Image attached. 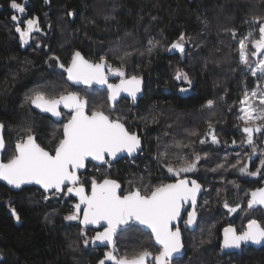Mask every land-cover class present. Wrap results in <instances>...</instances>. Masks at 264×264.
<instances>
[{"label": "trees", "instance_id": "obj_1", "mask_svg": "<svg viewBox=\"0 0 264 264\" xmlns=\"http://www.w3.org/2000/svg\"><path fill=\"white\" fill-rule=\"evenodd\" d=\"M17 2L22 4L21 0ZM31 5V18L38 20L42 32H35L27 44H22L12 22L14 13L10 0H0V122L5 125L7 149L2 155L5 161L12 154L16 142L14 132L21 123L20 118H23L21 105L27 92H33L47 82L50 85H47L45 92L51 96L79 89L85 92L86 97H82L88 100V106L89 92H107L105 88L71 87L66 82L65 71L59 64L67 67L76 51L93 62H98L104 56L113 68L124 61L127 76L135 75L143 80L145 88L142 99L135 102L124 98L111 107L106 98L105 104L109 110L124 105L127 110L146 115L147 107L150 106L171 109L179 118L173 121L174 125L169 126L167 131L180 135L190 130L188 126L196 125L197 129H193V132L197 135H193L191 140L195 147L213 146L205 135L209 122L221 143H227L239 135L237 108L244 92H250L255 82L240 70L237 46L246 36L248 19L264 16V0H50L46 3L34 0ZM101 11L110 13L105 16ZM48 22L50 30L46 29ZM230 30L236 31L235 39ZM182 33L186 38L184 53L170 51L172 43L178 41ZM150 40L159 43L157 52L151 48ZM114 47L118 49H112ZM127 53L130 57L126 56ZM253 59L257 61L258 58ZM178 70L188 74L191 86L188 83L185 86L183 81L175 79ZM181 88L187 91L181 92ZM218 96L220 99H217ZM210 100L213 101L211 107L208 106ZM28 109L34 119L39 118L42 122L34 126L35 131L32 133L37 143L45 148L53 147L60 136L50 138L45 122L63 125L67 113L61 111L65 115L61 116L59 122H53L34 112L30 102ZM126 126L141 138L142 155L134 165L128 159H122L114 165L102 167L108 168L106 176L117 180L122 189L124 182L129 180L128 175L140 169L143 161L148 165L154 162L153 153L159 143L154 141V137L161 135L164 128L162 125L143 123ZM203 138L208 140L207 145H200V139ZM211 147H207V150ZM143 153H147V156ZM91 166L88 164L85 174L81 176V180L86 176L82 181H88L85 183L87 194L91 188L87 176ZM197 172L188 177L200 182L205 190L203 182L209 181L210 176ZM158 174L161 178L169 179L163 167H159ZM232 174H236L237 179L241 177L238 173ZM160 177L153 181L157 183ZM252 179L238 182L239 188L250 184L249 194L264 183V176L258 180ZM225 183L221 188L228 185L226 190L214 196L209 204L215 208L211 214H215L213 219L216 224L221 221L219 217L224 202L234 206L241 199L238 192H231L235 183L229 180ZM248 194L240 201L243 209ZM203 197L204 192L198 203L199 210ZM77 202V197L66 193L45 195L33 187L11 192L0 184V264H98L107 250H93L90 244L86 246L83 241L80 242V237H75L83 236L79 221L68 222L65 219L71 213L72 205ZM13 209L19 220L13 216ZM250 211L260 213L256 220L264 226V211L261 208ZM201 216L203 220L204 215ZM234 225L241 231L238 225ZM215 226V246L204 248L205 243H214L206 241L203 250H198V253H205V264H264V247L249 248L240 255L219 257V233L223 223ZM134 231L133 235L140 237L139 232ZM83 232L84 237L88 235L91 238L92 230L83 229ZM121 232L116 237L117 247L121 245L117 242ZM199 237L205 239L202 235ZM185 239L184 236L185 253L172 262L181 261L190 253ZM73 243L78 244V255L73 252ZM133 243L138 246L137 250L147 247L138 241ZM70 244L72 247H69ZM149 248L153 252L158 249L152 238Z\"/></svg>", "mask_w": 264, "mask_h": 264}, {"label": "snow or ice", "instance_id": "obj_2", "mask_svg": "<svg viewBox=\"0 0 264 264\" xmlns=\"http://www.w3.org/2000/svg\"><path fill=\"white\" fill-rule=\"evenodd\" d=\"M10 7L20 14L25 12V6L17 0H10ZM72 15V13H69ZM16 22L15 31L19 33L22 44H27L33 32H39L40 27L36 18L23 21L24 27L20 26V18L12 16ZM254 27L247 36L239 41V63L249 70L250 75L257 77V84L250 92L245 91L240 101L239 115L244 138L242 144L251 148V153L246 158L251 160L257 153L254 134H264V16L255 17L252 21ZM233 39L236 38L235 30H230ZM185 35L182 33L179 40L172 43L171 50L184 53ZM151 44L152 41L150 40ZM252 58H258L255 67H251ZM58 59V58H56ZM59 67L67 73V79L74 84H83L87 87L92 85L106 86L108 101L113 105L119 95L127 93L133 100L141 91V79L138 76L125 78V72L121 68H113L104 56L98 62L85 59L76 51L72 55L67 67L59 64ZM109 74L120 77L118 84L109 83ZM176 80H184L191 86L192 81L188 74L178 70ZM181 92L187 91L185 88ZM28 101L42 112L50 113L53 117H61L67 110V122L62 125V136L55 141L54 146L45 148L37 143V138L27 129V134L20 136L13 147L12 154L5 161L0 159V180L5 181L14 188H20L25 184L40 185L46 192L66 193L78 198V202L72 205L71 213L66 220H78L85 228L88 225H104L103 231H98L94 237L84 240L87 246L104 244L110 250L104 253V258L98 264H172L173 257L180 254L184 245L181 238L179 222L183 219L182 213L187 211L186 226H191L197 220V194L202 185L187 176L181 177L182 173H190L197 170V165L202 157L199 153L192 160L181 158V166H167V171L176 177L173 183H159L142 191L140 187H131L128 191L122 189L121 184L108 177L102 180L91 178L90 195L86 193L85 183L82 181L80 172L86 169L91 161L110 165L119 154L127 153L132 156L141 149V139L137 133L132 132L126 126L121 117H113L111 112L104 110V105H97L89 110L88 100L80 96L78 92H63L51 96L43 90H36L30 95ZM213 101H208L211 107ZM5 125L0 122V131ZM191 135H197L194 131ZM206 137H211L213 144H219L220 140L215 134L211 122L208 124ZM200 140V143H205ZM235 139L232 144H236ZM7 145L4 136L0 134V153L5 152ZM208 154L204 153V158ZM227 160V157H225ZM240 173L251 176L264 174V151L260 153V164L255 171H249L248 165L240 159L230 167L237 168ZM224 168V164L217 165ZM217 169H212L216 171ZM99 171V169H97ZM247 201L248 208L252 209L259 205L264 207V187L257 188L250 193ZM224 207L229 213L237 211L239 205L232 207L225 202ZM13 216L19 220L15 209ZM82 216V218H81ZM138 224L150 230L155 245L159 248L153 252L148 247L125 252L118 255L116 246L117 234L126 227ZM83 229L81 235H84ZM264 242V226L257 220L251 219L238 231L233 225L223 228L222 250L235 248L240 249L248 243L259 245Z\"/></svg>", "mask_w": 264, "mask_h": 264}, {"label": "rangeland", "instance_id": "obj_3", "mask_svg": "<svg viewBox=\"0 0 264 264\" xmlns=\"http://www.w3.org/2000/svg\"><path fill=\"white\" fill-rule=\"evenodd\" d=\"M109 13L110 12L107 11L106 13L104 12L103 14L105 16H108ZM253 19L254 18L248 19V21L246 22V23H249L247 31H246V36H247L248 32L254 27V25L252 24ZM46 29H48V30L51 29L50 23L47 25ZM158 47H159V43H157V42H154L151 44V48H153L155 50V52L158 51ZM238 47H239V43H238L237 49H238ZM112 49H118V48L114 47ZM126 56L130 57V55L128 53L126 54ZM252 60H253V63L251 65V67L257 66L256 61L253 58H252ZM238 64L240 65V70L242 72H246L254 80L255 86H256L257 77L251 76L249 70L246 69L243 65H241L239 63V57H238ZM124 67H125V62L120 61V64L116 68H121L125 72V78L131 77V76H127L126 73H128V71ZM109 76H110V78L112 77L111 79H113L114 82H120V77L113 76L111 74ZM177 81H179V82L183 81L184 85L187 86L186 81H184V80H177ZM47 85H50V84L48 82L44 83L42 87H39L38 89L33 90V92L36 90L45 91L46 89H48ZM185 86H179V87H185ZM33 92L29 91L25 94V99L23 100V103L21 105V110H22L21 113L23 115V118H20L21 123L18 125L16 131L14 132L15 133L14 136L17 137V138H15V141L20 136L26 135L27 129H31V134H32L35 131L34 126L36 124L42 123L39 118L34 119L33 115L29 112V109H28L29 101L27 98L30 95H32ZM71 92H78L79 94H81V97H82V95L85 96V92H83L82 90H79V89H77L76 91L71 90ZM89 96H90V99H89V109L90 110L92 108L96 107L97 105H104V110L106 112H111V115L113 117H117V116L121 117L122 120L124 122H126V124H128V125L130 124L132 126H137V125H140L141 123H143V124H147V125H151V126H155V124L160 125V126L161 125L164 126V128H162L163 132L161 131L162 132L161 135H156L154 137V141L159 142L158 145H156L155 153H153V158L155 159L154 162H152V163L148 162L149 163V165H148L147 163H145V161L142 162V160L139 159V161L142 162V164H140V167H139L140 169H137L136 172H132V173H130V175H128L129 180L127 179L126 182H124L123 190L125 192L130 189V186L131 187H140L142 189V191H146L150 187H153V186H155L159 183H162V182L163 183L175 182L176 177L167 171V166L170 164L173 167H180L181 166V158H185L187 160H192L196 153H199L201 155L202 159L199 162V164L197 165L196 171L181 174V177H184V176L188 177V176H190L193 173H196L198 171L197 173L202 172L207 177L210 176L209 181H207V182L202 181L205 185L204 197L202 199L203 203L201 206V210H199V208H198V211H197L198 214L201 211V214H199L200 221H199V224L197 225V228L195 230L196 232H194V231L188 232L187 230L185 231L184 229H182L184 231L183 232L181 230L183 237L185 236V238H186L185 244H186V247L189 249L190 253L187 254L186 257L184 259H182L181 261H175V262H172V264H205V261L203 260V256L205 257V253H201V252L198 253V250H203V246H204V243L206 241H209V243L213 241L214 243L209 244V245L207 243H205L206 245L204 246V248L206 247V249H207V246H212V245L215 246V244H216V241H215V238H216L215 228H216V226L215 225L223 222L226 215H228V209L224 207V204H225V202H224L222 208L227 210V212H225L222 209L223 210V212H221L222 215L219 217V219L221 221H220V223L216 224V222H214V219H213L215 214H213V215L211 214L215 208L213 205L209 206V204H211V200L214 199V196H218L221 194L222 191L226 190L228 185L225 188H221V187L225 186L227 184L225 182H228V180L233 181L235 183L232 187V188H234V190L231 192H238L240 194L241 199L237 200V202H240L243 200V197L245 198L246 194H248V189L250 188V184H249V186H247L243 189H240L238 182H240L241 180H247L249 178H253L252 180H258L259 178L264 176V174H262V175H257V176L251 177V175H248L247 173L242 174L238 170L241 165H238L237 168L230 167L231 164L236 163L237 159H240L242 164L246 163L248 165L250 172L255 171L256 168L260 164V153L262 151H264V134H261V133L254 134V137H255L254 141L256 140L255 141V147L257 148V153L255 156L252 157L251 160H248L246 158V154L251 153V151H248V148H250V147L247 144L241 143V141L244 138V135L241 136L242 131L240 130V128L238 126H237V128L239 130V133H238L239 135L234 136L227 143H221L220 142L219 144H213L211 142L210 136H207L209 141L205 138L200 139V140H205V141L207 140L209 143H212V145H213L212 147H211V145H207L208 144L207 141L205 143H203V145H207V147H211V149L208 148V150H207V147H202V146L195 147L191 142V140L193 138V135H191V133L193 132V129H197L195 127L196 125L188 126L187 129H190V130H185V133L180 134V135H177L176 133L171 134L170 131H167L169 126L174 125V124H172L173 121L177 120L179 118V115L174 114L176 112L172 111L171 109H166V108L155 109L154 106H150V107H147L149 109H148L146 115H144V114L139 115V114L134 113L130 110H127L124 105H118L115 107V109L113 111H111V110H109V108L105 104V102H106L105 99L107 98V92L92 91V92H89ZM217 99H220V96H218ZM242 99H243V97L241 98V100ZM222 100H224V97H222ZM240 107H241V105L239 103L238 108H237L238 109L237 116L239 115ZM170 116H173V118ZM237 116H236V120H237V122H239L237 119ZM66 122H67V119H66ZM136 123H138V124H136ZM45 124L48 125L50 138L56 137L58 135L60 137L62 136V124H53L51 122H49V123L45 122ZM132 130H135V129L132 128ZM233 139H235L237 141L236 144H232ZM200 145H201V143H200ZM50 148H51V146H50ZM204 153L208 154L207 158H204ZM143 155L147 156V153H143ZM225 157H227V160H225ZM219 164H224V168H217V165H219ZM159 167L164 168V172L167 173V175L169 176V179L168 178L164 179V178L160 177L161 175L158 174L159 173ZM97 169H99V171H97ZM212 169H217V170L212 171ZM107 170H108V168L91 166L87 176H89V180H91V178H93V177H95L97 180H102L104 177H107L106 176V175H108L106 173ZM155 170H157V171L155 172ZM232 173H238L239 175H241V177H238L239 179H237L235 177L236 174H232ZM229 174H232V177H229ZM85 177L86 176H83L82 180H84ZM158 177H160L161 179H159V181L157 183H155L153 181V179L158 178ZM249 181H251V180H249ZM205 193H206V195H205ZM221 213H219V214H221ZM202 214L204 215L203 220H202V216H201ZM258 214H260V213L247 211L246 209L241 210L240 212H237V214L235 216L232 217V223L238 225L240 230L242 231L244 226L246 225V223H248L249 220H251V219L256 220V218H258V216H257ZM67 221L68 222H75V221H70V220H67ZM134 230L139 232L140 237L136 238L135 235H133L135 232ZM199 235H202V237L204 236L205 239H200ZM75 237L76 238L80 237L79 238L80 242L81 241L84 242L85 237L87 239H89L88 235H85V237H84V235L83 236L75 235ZM134 241H138L142 245H146L149 248V246L151 244V237L148 233L142 231L141 229L135 228L134 225H130V226L126 227L124 230H122L121 234H119V237L117 238V242H119L121 244V245H119V247H117L118 255H123L125 252L131 253L132 251L137 250L138 246H135V244L133 243ZM73 246H75V250L73 249V252L78 255V251H77L78 250V244L73 243ZM69 247H72V245L70 244Z\"/></svg>", "mask_w": 264, "mask_h": 264}, {"label": "water", "instance_id": "obj_4", "mask_svg": "<svg viewBox=\"0 0 264 264\" xmlns=\"http://www.w3.org/2000/svg\"><path fill=\"white\" fill-rule=\"evenodd\" d=\"M44 2H49L50 0H42ZM65 80L66 82L71 86V87H87L83 84H74L73 82L69 81L67 79V73L65 72ZM142 83H141V91L139 93H137V96H136V99L133 100L127 93H124L122 92L119 97L117 98L116 102L113 104V105H110L111 107H113L117 102H119L122 98H125V99H129V100H132V101H139L140 99H142L143 97V93H144V88H145V84L143 82V80L141 79ZM119 82L115 83V84H118ZM97 88V89H102L106 86H100V85H92V87L90 88ZM107 88V87H106ZM110 104V102H109ZM32 109L34 110V112H36L37 114H39L40 116H43V117H46V118H49L51 121L53 122H59L60 118H57V117H53L50 113H45V112H42L40 109H37L35 108L33 105H31ZM61 111H64L67 113V110L66 109H63L61 108ZM4 133H5V128L0 131V134H2L4 136ZM141 139V138H140ZM141 149H142V140H141ZM141 149L139 151H137L136 153H134L132 156H129L127 153H121L118 155V157L115 159V160H112L111 161V164L110 165H114L116 164L118 161L122 160V159H131V158H134L136 156H138L141 152ZM2 155H3V152L0 153V159H2ZM88 164H92L93 166L95 167H105L107 165L105 164H101V163H98V162H95V161H91L89 162ZM87 169V168H86ZM86 169H82L81 172H80V176H82L83 174H85L86 172ZM189 179H193L191 177H187ZM198 182V181H197ZM170 183H173V182H170ZM199 184H201L200 182H198ZM0 184H2L3 186H5L8 190H10L11 192H19L20 190L24 189V188H36L38 190H40L43 194L45 195H51V194H54L55 192L54 191H45L40 185H37V184H25V185H22L20 188H14L13 186L11 185H8L5 181L3 180H0ZM202 185V184H201ZM261 187H264V184L261 186ZM260 187V188H261ZM90 191H91V188L89 190V195H90ZM203 191H204V187L202 186V189L201 191L197 194V207H198V201H199V198L201 197V195L203 194ZM254 191V190H253ZM252 192V191H251ZM250 192V193H251ZM250 193H249V196H248V200L251 198L250 197ZM56 194H62V193H56ZM248 206V204H247ZM257 208H261L263 211H264V207L262 206H259V205H256L254 206L252 209L250 210H256ZM191 211V208L190 210ZM196 211H197V208H196ZM184 213H182L183 217H184ZM82 218V216H81ZM186 219H187V216H186ZM183 220V219H182ZM182 220L179 222V224L182 222ZM197 223H198V215H197V220H196V223L191 225V226H186L185 224H183V227L185 230L189 231V232H192L196 229L197 227ZM80 224V222H79ZM134 226H136L137 228L143 230L144 232L148 233L150 235V230L148 229H145L143 228V226L141 225H138V224H132ZM80 226L83 228V229H87V230H92V231H95V233L92 235V237H94L96 235V233L98 231H103L104 230V225L101 224V225H88L86 228L84 226H82L80 224ZM179 226V225H178ZM91 237V238H92ZM151 237V236H150ZM152 238V237H151ZM181 238H182V243L184 245V237L182 235V232H181ZM91 240V239H90ZM152 242L154 243L153 239H152ZM222 243H223V229L221 230V241H220V248H219V257H222L224 255H227V254H240L241 253V249L242 248H252V249H260V248H263L264 247V242H262L261 244L259 245H256V244H251V243H248L246 245H242V247L240 249H235V248H229V249H223L221 248L222 246ZM90 244V247L93 249V250H103V249H106V250H110L107 246H105L104 244H100L99 242L95 245H93L92 243H89ZM155 245V243H154ZM156 247L159 248L158 245H155ZM185 253V247H183V249L181 250V253L174 256L173 259H177V258H180L181 256H183V254Z\"/></svg>", "mask_w": 264, "mask_h": 264}, {"label": "flooded vegetation", "instance_id": "obj_5", "mask_svg": "<svg viewBox=\"0 0 264 264\" xmlns=\"http://www.w3.org/2000/svg\"><path fill=\"white\" fill-rule=\"evenodd\" d=\"M34 0H21V2H22V5H24L25 6V12L23 13V14H20L17 10H14V9H12L13 10V13L14 14H12V16L13 15H17L19 18H20V26L23 28L24 27V23H23V21H25V20H27V19H31V10L33 9V6L31 5V3L33 2ZM41 2H44V1H42V0H40ZM44 3H46V2H44ZM12 22L14 23V29L16 28V22H14L13 20H12ZM39 27H40V25H39ZM16 32V31H15ZM42 31H41V27H40V31H39V33H41ZM16 34L19 36V33H17L16 32ZM32 34H35V32H33ZM32 34H31V36H32ZM19 39H20V37H19ZM30 40V39H29ZM72 58V57H71ZM71 61V60H70ZM70 63V62H69ZM65 73V72H64ZM110 75V74H109ZM112 78V77H111ZM110 78V76H109V80H108V82L109 83H112V84H115V83H117V82H114V80L113 79H111ZM87 88H90V87H87ZM105 89H107L106 87H104ZM107 92H108V90H107ZM107 98H108V95H107ZM122 99H124V98H122ZM121 99V100H122ZM108 100V99H107ZM109 102V101H108ZM118 103V102H117ZM243 135V133L241 132V136ZM255 138V137H254ZM256 141V140H255ZM247 147V146H246ZM233 148V147H232ZM248 151H251V148H248ZM264 184V183H263ZM262 184V185H263ZM261 185V186H262ZM260 188V187H259ZM204 192V191H203ZM250 193V192H249ZM88 194H89V192H88ZM248 196H249V194H248ZM201 197H202V195H201ZM200 197V198H201ZM200 198H199V200H200ZM247 201H248V199H247ZM198 203H199V201H198ZM237 205H239V207H237V211L236 212H233V213H229V211H228V215H226V217L224 218V220H223V228H225V227H227V226H229L230 224L231 225H233L234 227H235V225H234V223H232V217L233 216H235L236 214H237V212H240L241 210H244L243 209V207H242V204L240 203V202H238L236 205H234V206H232V207H235V206H237ZM247 211H250V209L248 208V206H247V202H246V205H245V207H244ZM258 209V208H257ZM190 210V207L189 208H187V211H189ZM223 210L225 211V212H227V210H225L224 208H223ZM187 211H185V214H184V217H183V220H182V222L179 224V227H180V229H184V227H183V224H184V220H186V216H187ZM197 211H198V207H197ZM197 215H198V212H197ZM226 223V224H225ZM225 224V225H224ZM247 224V223H246ZM222 228V229H223ZM221 229V230H222ZM185 230V229H184ZM221 230H220V235H219V237H220V240H219V242H218V253H219V248H220V241H221ZM92 233L94 234L95 233V231H92ZM92 234V235H93ZM246 249H249V248H242L241 249V253H242V251L243 250H246ZM103 250H106V249H103ZM108 251V250H107ZM240 253V254H241ZM240 254H238V255H240Z\"/></svg>", "mask_w": 264, "mask_h": 264}, {"label": "built area", "instance_id": "obj_6", "mask_svg": "<svg viewBox=\"0 0 264 264\" xmlns=\"http://www.w3.org/2000/svg\"><path fill=\"white\" fill-rule=\"evenodd\" d=\"M141 155H142V150H141V152H140V154H139L138 156H136V157H134V158H131V159H128V161H130V164H131V165H134L136 159H137L139 156H141Z\"/></svg>", "mask_w": 264, "mask_h": 264}]
</instances>
